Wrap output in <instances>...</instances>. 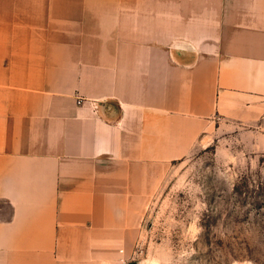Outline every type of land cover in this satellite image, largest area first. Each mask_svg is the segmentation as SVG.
Returning <instances> with one entry per match:
<instances>
[{"label":"crops","instance_id":"crops-1","mask_svg":"<svg viewBox=\"0 0 264 264\" xmlns=\"http://www.w3.org/2000/svg\"><path fill=\"white\" fill-rule=\"evenodd\" d=\"M263 118L264 0H0V264H118L168 164Z\"/></svg>","mask_w":264,"mask_h":264},{"label":"rangeland","instance_id":"rangeland-1","mask_svg":"<svg viewBox=\"0 0 264 264\" xmlns=\"http://www.w3.org/2000/svg\"><path fill=\"white\" fill-rule=\"evenodd\" d=\"M140 218L129 263L264 264V118L171 161Z\"/></svg>","mask_w":264,"mask_h":264},{"label":"built area","instance_id":"built-area-1","mask_svg":"<svg viewBox=\"0 0 264 264\" xmlns=\"http://www.w3.org/2000/svg\"><path fill=\"white\" fill-rule=\"evenodd\" d=\"M82 99H79L81 101ZM118 264H130L127 259H122Z\"/></svg>","mask_w":264,"mask_h":264},{"label":"water","instance_id":"water-1","mask_svg":"<svg viewBox=\"0 0 264 264\" xmlns=\"http://www.w3.org/2000/svg\"><path fill=\"white\" fill-rule=\"evenodd\" d=\"M130 264H135L134 262H131Z\"/></svg>","mask_w":264,"mask_h":264}]
</instances>
